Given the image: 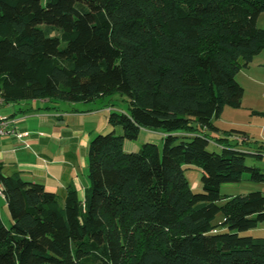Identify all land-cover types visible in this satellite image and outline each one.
<instances>
[{
	"label": "trees",
	"instance_id": "obj_1",
	"mask_svg": "<svg viewBox=\"0 0 264 264\" xmlns=\"http://www.w3.org/2000/svg\"><path fill=\"white\" fill-rule=\"evenodd\" d=\"M260 14L264 0H0V106L114 91L129 104L108 107L109 132L88 140L82 199L0 164V264H264V237L240 234L264 221V192H220L264 183V145L214 123L240 107L235 75L264 52ZM141 129L161 134L160 150L124 149Z\"/></svg>",
	"mask_w": 264,
	"mask_h": 264
},
{
	"label": "crops",
	"instance_id": "obj_2",
	"mask_svg": "<svg viewBox=\"0 0 264 264\" xmlns=\"http://www.w3.org/2000/svg\"><path fill=\"white\" fill-rule=\"evenodd\" d=\"M254 58L257 65L264 68V53ZM38 101L45 105L38 107L36 113L10 114L15 115L19 130L27 131L28 135L22 139L0 137L2 171L10 174L17 170L23 179L40 182L54 192L72 185L82 199L87 187V180L83 178L86 147L95 131L86 124L89 113L75 108L60 110L55 103L46 104V99Z\"/></svg>",
	"mask_w": 264,
	"mask_h": 264
},
{
	"label": "rangeland",
	"instance_id": "obj_3",
	"mask_svg": "<svg viewBox=\"0 0 264 264\" xmlns=\"http://www.w3.org/2000/svg\"><path fill=\"white\" fill-rule=\"evenodd\" d=\"M264 14H260L257 19L258 27L263 26ZM264 53V52H262ZM257 58H254L253 62L246 68L240 69L235 75V81L243 88V97L239 108H231L224 106L219 113L218 117L214 120L215 125L219 128L218 136L225 134L231 128L244 131L250 140V149H254L256 145H264V68L257 65ZM47 102L46 104H50ZM56 106L60 110H84L88 112L87 125L95 128V134H105L109 132L106 117L108 114V107L121 111H128V101L126 96L114 91L103 97L95 98L89 102H76L67 103L57 101ZM45 104L40 101L28 102L18 101L11 104H3L0 106V117H14L15 115H21L22 113L32 114L36 113L38 107H42ZM23 108V111L19 109ZM27 108V109H26ZM26 109V110H25ZM15 113V115H10ZM89 123V124H88ZM216 134H206L208 139L207 149L211 151H218L220 148L214 143ZM236 137L237 136H233ZM149 141L157 145L158 149H161V134L154 132H147L141 130L139 136L134 140L125 139L123 147L125 150L136 151L139 149L142 143ZM264 155V154H263ZM247 164H253L251 159L246 160ZM184 174L188 180L189 186L192 191L200 192V170L198 167L190 165L184 171ZM83 178L86 179V169L84 171ZM253 190H259L264 192V183L252 182L248 180H242L240 182L222 183L220 185V192L223 194H241ZM0 217L5 224L9 226V216L6 209L5 202L0 196ZM221 219V215L218 214L215 218L216 222ZM241 235H250L253 237H264V221L259 223L256 227L240 232Z\"/></svg>",
	"mask_w": 264,
	"mask_h": 264
},
{
	"label": "built area",
	"instance_id": "obj_4",
	"mask_svg": "<svg viewBox=\"0 0 264 264\" xmlns=\"http://www.w3.org/2000/svg\"><path fill=\"white\" fill-rule=\"evenodd\" d=\"M2 100L0 99V104ZM27 131H20L17 126V119L14 117H0V137L11 136L16 139H22L27 136Z\"/></svg>",
	"mask_w": 264,
	"mask_h": 264
}]
</instances>
